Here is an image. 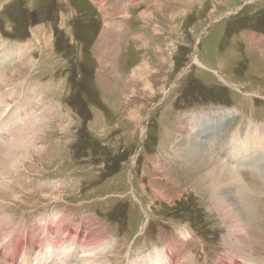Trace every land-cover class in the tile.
Listing matches in <instances>:
<instances>
[{"label": "rangeland", "instance_id": "rangeland-1", "mask_svg": "<svg viewBox=\"0 0 264 264\" xmlns=\"http://www.w3.org/2000/svg\"><path fill=\"white\" fill-rule=\"evenodd\" d=\"M0 65V123L21 120L0 132V264L56 239L76 264H264V150L226 221L192 141L229 163L264 127V0H0Z\"/></svg>", "mask_w": 264, "mask_h": 264}, {"label": "bare ground", "instance_id": "bare-ground-1", "mask_svg": "<svg viewBox=\"0 0 264 264\" xmlns=\"http://www.w3.org/2000/svg\"><path fill=\"white\" fill-rule=\"evenodd\" d=\"M226 115H229V113H224V114L221 113V115H214L215 117L213 116V117H209V118L215 119L216 124H218V122H219L218 120L221 121V120L227 118ZM8 118L6 120H8ZM207 118L208 117H206V116L204 117V115L203 116L196 115L192 118L189 117L188 119H190V126H189V122H188L189 120L184 122V126H183L182 131H181V138L179 141V145L183 146V147L186 146V144L188 142H190L188 137L192 133L191 131L199 129V128H203L202 126L208 121ZM12 119H13V121H18V122H15V124L11 123L13 128H10V125H7L6 123H4L5 122L4 121L2 124H0V132H7V131L10 132L11 129H12V131H13V129H16L15 128L16 125L21 121L18 120V117H12ZM215 131H216V129H213V132H215ZM245 131H247V132H245V137L240 136L237 133L234 144L230 146V148L233 150H231V155H227L228 156L227 159L229 160V163H225V162L223 163L222 160H214L212 158V154H210V152H207L208 148H207L205 142L201 141V143H199L198 138L197 139L195 138V140L191 139L192 141H194V143H193L194 145L197 144L198 146L201 147V152H197V150H196L194 153L197 154L198 159H200L202 161V164H204L203 166H205V174L207 175L206 177L208 179H210V182H211L210 183V185H211L210 186L211 198L215 202V204L218 205V207L215 205L217 207V212L222 213L223 214L222 216H224V218H226L225 219L226 221H229L230 218L231 219L235 218L234 215H236V211H238V207H235L236 204L233 201L232 196L230 194H228L229 188L232 189V187L235 186V189H237V195L239 193V194H242L241 196H243L244 192L248 193L250 191L247 188H245V186H243L244 183H242L241 179L238 177L237 173L239 170H237V169L249 168V167L254 168V166L256 167V164L253 163L254 158H252V156L254 157L255 154L259 150H261V149L264 150V127H261V128L251 127ZM195 135L197 136V134H195ZM228 151H229V147H228L227 152ZM263 160H264V158L262 159V161ZM230 163H233V164H230ZM203 166H201V167H203ZM256 169H257V167H256ZM250 211L252 212V213H250V215L252 217H254L253 210H250ZM255 217H256V214H255ZM238 218L240 219V217H238ZM251 220H252V218H251ZM52 224H55V223H52ZM235 225H237V224H235ZM55 227H56V225H55ZM77 230H79V228H77ZM71 232L72 231H70V233ZM230 232H232V231H230ZM230 232H229V234L231 235L233 232L232 233H230ZM245 236L241 237L242 240H240V241L238 240L239 243H236L237 246H239V247L244 246L246 239H247ZM52 237H53V235H52ZM53 238L56 239L55 237H53ZM80 238H81V235L76 232L75 233V241L78 239V243L80 244V246L84 247V244H83L82 240H80ZM57 240L58 239L53 240V241L48 240L47 242H45L46 243V251L42 252L40 254V256H38L39 261L35 260V259L33 260V258H32L33 255L30 258V254L27 255V259L28 260L30 259V262L33 264H50V263L53 264V262H50V260L53 258H58V264H65V262H67V264H76L79 261V259L76 263L69 262L70 259L72 258L73 254L66 253V252H64V255H58L57 256L55 254V248L53 247V244ZM86 241L87 240L84 239V242H86ZM11 242H14V240H11ZM60 242L61 241H58V243H60ZM15 243H17V249L12 248L13 249L12 253H7V255H6V259H8L10 261L14 260L16 258V255L24 247V241L22 239V235H20V237L17 238V241H15ZM7 248H8V246H7ZM164 254L165 253H163V252L162 253L157 252L156 254L153 255V257L144 258L143 262L146 264H165V261H167L168 257L165 258ZM77 256L79 257V255H77ZM4 262L7 263L6 261H4ZM30 262H28V264ZM99 264H103V263H99ZM224 264H226V263H224Z\"/></svg>", "mask_w": 264, "mask_h": 264}, {"label": "crops", "instance_id": "crops-1", "mask_svg": "<svg viewBox=\"0 0 264 264\" xmlns=\"http://www.w3.org/2000/svg\"><path fill=\"white\" fill-rule=\"evenodd\" d=\"M11 57H12V56H11ZM11 57H9V56L7 57V56H6V59H7V58L9 59V58H11ZM13 57H14V56H13ZM1 67H3V66L0 65V71H1ZM3 108H4V107H3ZM31 108H32V107H31ZM31 108H26V110H25V112H24V113L26 114V116L33 117L34 114H36L37 112H38V114H36L37 117H44V118H45V117H50V115H51V114L48 113L49 111L46 112L45 110H44V111L41 110V111H42V112H41L40 109H36L34 113H33L32 111L28 112L29 109H31ZM10 112H13V111H10ZM22 114H23V113H22ZM25 114H24V115H25ZM7 117H9L8 120H6V121L4 122V123H6L7 125H10V123H14V122H16V121H13V119H12V117H16V114H14V113H10L9 115H7ZM53 117H54V116H53ZM21 118H22V117H21ZM10 119H11V120H10ZM18 120H20L19 117H18ZM20 121H21V120H20ZM2 123H3V122H1L0 124H2ZM22 124H23V123H22ZM10 128H11V125H10ZM34 130H35V129H34ZM34 130H33V131H34ZM37 130H38V129H37Z\"/></svg>", "mask_w": 264, "mask_h": 264}]
</instances>
